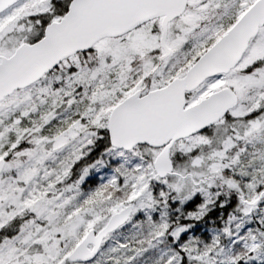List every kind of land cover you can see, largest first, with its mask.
Segmentation results:
<instances>
[{"label": "snow or ice", "instance_id": "obj_1", "mask_svg": "<svg viewBox=\"0 0 264 264\" xmlns=\"http://www.w3.org/2000/svg\"><path fill=\"white\" fill-rule=\"evenodd\" d=\"M0 264H264V0H0Z\"/></svg>", "mask_w": 264, "mask_h": 264}]
</instances>
